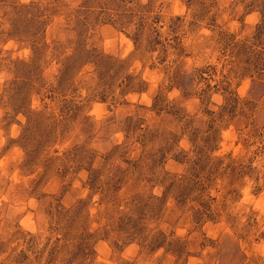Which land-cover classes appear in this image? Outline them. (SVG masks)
<instances>
[{
	"label": "rangeland",
	"instance_id": "374dc122",
	"mask_svg": "<svg viewBox=\"0 0 264 264\" xmlns=\"http://www.w3.org/2000/svg\"><path fill=\"white\" fill-rule=\"evenodd\" d=\"M239 3L237 15L221 0H0V264H119L132 243L125 264H264V0ZM165 164L185 173L165 172L157 200Z\"/></svg>",
	"mask_w": 264,
	"mask_h": 264
},
{
	"label": "clouds",
	"instance_id": "9594fccd",
	"mask_svg": "<svg viewBox=\"0 0 264 264\" xmlns=\"http://www.w3.org/2000/svg\"><path fill=\"white\" fill-rule=\"evenodd\" d=\"M24 3H27L28 0H23ZM248 0H244V3H247ZM141 3H147V0H141ZM175 3L179 4V0H175ZM221 3L223 4L224 7H227L228 4H232V3H236L237 5H239L237 8H236V14L239 15L240 12L243 11V8H244V4H240L239 3V0H221ZM178 12L179 13H183V7H180L178 9ZM189 19H191V17H189ZM225 19H228V17H225ZM258 20H259V13L256 12V11H252L250 12V14L247 16V22L249 24H255V23H258ZM239 27V25L233 21L229 30L230 31H235L237 28ZM163 31V29H161ZM200 32L202 33L203 36L207 37V36H210L212 35L210 32H208L207 29L205 28H201L200 29ZM128 43V49L125 51V55H127V51H130L131 50V43L130 42H127ZM7 47H12V45H7ZM24 58H27L28 56V52L27 50L24 52ZM173 59L172 55L170 54L169 55V62ZM193 63V61H189V64L191 65ZM196 66L199 67V62L196 63ZM187 71L191 72L192 71V68L191 67H188ZM2 77H0V83H2ZM164 84H168V80L167 79H164ZM153 87H155V84L153 85ZM204 85H200L198 88H197V91L200 90V88H203ZM247 88V82H245V84L239 89V92H240V95L243 96L245 94V90ZM118 91V90H117ZM180 96V91L177 90V89H173L169 94H168V100L171 101L173 100L175 97H178ZM125 99L127 100H130V101H136L137 100V97L135 95H129L127 97H125ZM210 101H213L215 102V106H220L224 103V100H223V97L221 96L220 93H214L210 96ZM141 103H144V104H147V105H151L152 104V100L149 98V96L145 95L143 97V100L140 101ZM195 103L199 104V101L196 100L194 101ZM210 108H213V111H218V107H214V105L212 103H209L208 105ZM33 107H36V105L34 104ZM102 107V105L100 104H96L95 107L93 108V110L91 112L88 113L89 116H93V115H97L98 116V110ZM191 111V109H189ZM106 116H110L112 115V113L110 112H106L105 113ZM18 119H20L22 122H23V117H18ZM204 119H207V117H205ZM17 131L14 129L13 132H12V135L13 137H15L17 135ZM221 136H222V141H221V147H220V150L213 153L214 157H222L225 155L226 152H228L229 148L231 147L230 144H226L227 141L229 140H235L236 137L235 135L233 134V130L231 127H229L226 131L222 130L221 131ZM81 140H83V137H81ZM112 140L114 143L116 144H119L121 141L124 140V133L122 131H119V130H115L113 133H112ZM4 139L2 137H0V146H3L4 144ZM111 145H109L110 147ZM62 147H68V144H64ZM151 147V146H150ZM158 147V145H157ZM181 147L184 148L186 151H188L192 146L187 143V139L185 138L184 141H181ZM89 148L91 149H98L99 152L103 153L105 151L104 148L100 147L99 143H92L89 145ZM139 155V150H137L136 153H133V155L130 157V159H135V157ZM190 158L191 159H195V156L194 155H191L190 154ZM116 163L121 167V168H127L128 165L124 164L122 161H116ZM225 163H227V160L225 161ZM98 166V165H97ZM187 167V166H185ZM39 171H42V169H40ZM172 171H178V174L180 175H183L185 173V169H179V170H175V169H172L170 168L167 164L164 165V168L159 172L158 176L154 179L153 181V184L150 186V189H151V193L152 195L157 199V200H161L163 199V193L165 191V185L163 183H161V178L165 175V172H172ZM111 172L108 173L109 176H111ZM79 176L81 179H86L87 176H88V173L81 170L80 173H79ZM102 179H106V177H102ZM244 180L247 182L248 186L250 187L252 184H253V180H249L248 177H244ZM226 182V181H225ZM259 185L264 187V172H261L260 174V178H259ZM76 187H79V181L76 183ZM249 187H245L243 189V192H244V201H242V203L246 202V201H249L251 200V197L248 195V192H249ZM83 195H87V193H84ZM95 199L97 201H99L101 199V196L98 194ZM174 201L172 198H169V200L167 201V204L169 206L173 205ZM262 204H264V199H262ZM67 206V205H66ZM120 209L122 212H128L129 209L127 207H125L123 204L120 205ZM245 211H247V209H245ZM94 212H95V209H94ZM99 218V217H98ZM243 217H241V223H243ZM106 221H101V225L100 226H103V224L105 223ZM150 227H153L154 228V231H155V227L154 226H150ZM160 228L162 229H165V232L167 234V225L166 224H161L159 226ZM33 231L35 232V229H33ZM228 229L226 228L225 229V232H227ZM176 236H179V237H183L185 235V230L184 229H178L176 231ZM169 240H172V239H175V237L173 236H169L168 237ZM138 251H139V248H138V245L135 244V243H132L128 249H127V252L124 253L122 259L120 260L119 264H125V262H131L133 261L137 254H138ZM164 253V249L163 248H160L159 251L156 252V256L159 257L161 256V254ZM4 257L2 255H0V260H3Z\"/></svg>",
	"mask_w": 264,
	"mask_h": 264
},
{
	"label": "trees",
	"instance_id": "16d2710c",
	"mask_svg": "<svg viewBox=\"0 0 264 264\" xmlns=\"http://www.w3.org/2000/svg\"><path fill=\"white\" fill-rule=\"evenodd\" d=\"M238 44V43H237Z\"/></svg>",
	"mask_w": 264,
	"mask_h": 264
}]
</instances>
